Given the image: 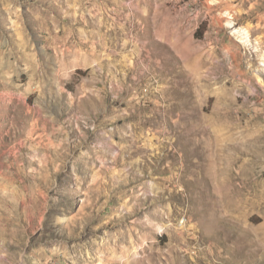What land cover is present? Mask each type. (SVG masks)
<instances>
[{"label": "rangeland", "instance_id": "rangeland-1", "mask_svg": "<svg viewBox=\"0 0 264 264\" xmlns=\"http://www.w3.org/2000/svg\"><path fill=\"white\" fill-rule=\"evenodd\" d=\"M262 62L264 0H0V264H264Z\"/></svg>", "mask_w": 264, "mask_h": 264}, {"label": "bare ground", "instance_id": "bare-ground-1", "mask_svg": "<svg viewBox=\"0 0 264 264\" xmlns=\"http://www.w3.org/2000/svg\"><path fill=\"white\" fill-rule=\"evenodd\" d=\"M230 24H231V23H230ZM230 24H229V25H230ZM232 32H233V31H232ZM235 32H236V30H235ZM238 34H239V33H238ZM242 42L246 43V42H245V41H243V40H242ZM262 64H264V62H262ZM148 194H152V192H151V191H149V193H148Z\"/></svg>", "mask_w": 264, "mask_h": 264}]
</instances>
